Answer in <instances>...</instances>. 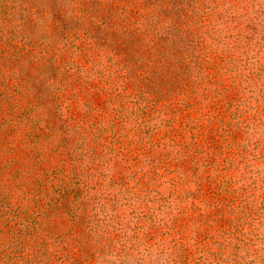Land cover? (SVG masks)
Segmentation results:
<instances>
[{"label": "trees", "instance_id": "16d2710c", "mask_svg": "<svg viewBox=\"0 0 264 264\" xmlns=\"http://www.w3.org/2000/svg\"><path fill=\"white\" fill-rule=\"evenodd\" d=\"M210 92L216 228L132 170ZM258 161L264 0H0V264H264Z\"/></svg>", "mask_w": 264, "mask_h": 264}, {"label": "rangeland", "instance_id": "374dc122", "mask_svg": "<svg viewBox=\"0 0 264 264\" xmlns=\"http://www.w3.org/2000/svg\"><path fill=\"white\" fill-rule=\"evenodd\" d=\"M216 99L217 95L215 96L212 92L208 93V98L201 102L198 110L188 116L192 126L184 127L185 125L180 126V123H176L175 131H169L170 127L165 122H161V126L151 137L142 135L138 139L135 138L138 140L137 146L140 150L142 149V154L144 153L145 156L139 155L138 163L136 167H132V170L147 171L155 165L162 167L159 170L162 175L160 180L163 181L160 190L164 195H169L174 189L175 195L178 188L183 187L185 203L182 204V207H186L193 227L201 223L197 217L200 214L202 221H206V225H212L213 228L217 226V197L214 195L208 199V196L205 195L208 180L216 177L217 171L214 167L209 169L201 165V160L205 157L207 159L214 155L217 156V136L213 138L211 135L212 132L217 135V103H214ZM158 122L159 120H157ZM199 125L206 129L205 133H208L200 141L192 137L199 129ZM181 128L189 129V131L184 133ZM181 162H184L186 167L181 168ZM252 168L262 170L264 164L260 161L254 162ZM109 169V173L112 172L113 165L111 163ZM236 175L238 176V173ZM172 183H176V185L174 186ZM201 191L204 192L203 195L200 194ZM171 197L173 198V196ZM206 225L202 228L204 229Z\"/></svg>", "mask_w": 264, "mask_h": 264}]
</instances>
